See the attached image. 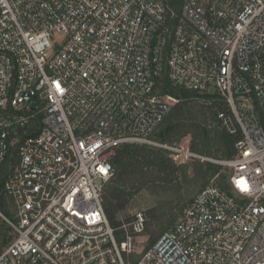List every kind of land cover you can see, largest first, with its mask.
I'll return each instance as SVG.
<instances>
[{"label": "built area", "instance_id": "1", "mask_svg": "<svg viewBox=\"0 0 264 264\" xmlns=\"http://www.w3.org/2000/svg\"><path fill=\"white\" fill-rule=\"evenodd\" d=\"M165 73L219 92L220 129L240 133L234 158L151 138L180 101L157 92ZM20 142L0 264H264V0H0V167ZM124 144L217 164L233 191L216 176L142 250L146 213L114 229L102 202Z\"/></svg>", "mask_w": 264, "mask_h": 264}, {"label": "trees", "instance_id": "2", "mask_svg": "<svg viewBox=\"0 0 264 264\" xmlns=\"http://www.w3.org/2000/svg\"><path fill=\"white\" fill-rule=\"evenodd\" d=\"M156 90L161 95L176 96L180 101L151 135L154 141L174 144L190 137L191 149L198 154L217 159L236 156L240 133L230 135L220 129L217 109L227 113L230 109L218 91H185L174 86L167 73L159 79ZM209 121L213 122V127ZM40 126L41 118H37L22 130V137L37 136ZM20 145L21 142L0 167V211L11 220L16 212L12 198L5 191V183L19 162ZM111 161L114 175L105 187L102 202L112 228L117 229L126 219L123 214L131 208L134 196L146 192L155 201L154 207L145 212V235L150 236L146 249L174 227L179 216L216 176L219 186L229 193L233 191L227 181L229 174L224 173L226 170L222 172L221 166L199 160L177 165L168 151L148 144L121 145ZM190 170L194 173L193 179L189 177ZM154 227L159 230L155 231ZM13 236L12 228L0 217V241L7 244ZM140 258L141 255H134L130 260L135 263Z\"/></svg>", "mask_w": 264, "mask_h": 264}, {"label": "rangeland", "instance_id": "3", "mask_svg": "<svg viewBox=\"0 0 264 264\" xmlns=\"http://www.w3.org/2000/svg\"><path fill=\"white\" fill-rule=\"evenodd\" d=\"M222 103V102H220ZM209 124L213 127V122L212 121H209ZM188 139H190V149H191V138L190 137H187ZM153 140H155V138L153 137L152 138ZM186 139V138H185ZM183 139V140H185ZM192 150V149H191ZM193 151V150H192ZM194 152V151H193ZM196 153V152H195ZM201 155V154H200ZM204 156V155H203ZM208 157V156H207ZM210 158H213V159H217V158H214V157H210ZM219 160H222V159H219ZM224 171V169H222V172ZM224 173H226V171H224ZM180 176L182 177V181H184V176L180 173ZM189 177L190 179H193L194 178V173L190 170L189 172ZM201 191V190H200ZM198 194V193H197ZM196 194V195H197ZM195 195V196H196ZM155 205V201L148 195V193L146 192H141L139 193L138 195L134 196V200H133V203H132V206L131 208L125 212L123 214V217L124 218H128L130 217L131 215H133L134 213H136L137 211H143V212H146L147 210H149L150 208L154 207ZM155 231H158L159 228L157 227H154ZM149 238L150 236L149 235H144V237H142L140 239V249L143 250V248H146L148 246V242H149ZM158 241V240H157ZM141 250V251H142ZM140 251V252H141ZM137 256H139V254H137Z\"/></svg>", "mask_w": 264, "mask_h": 264}]
</instances>
